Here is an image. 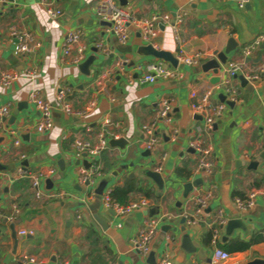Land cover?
Instances as JSON below:
<instances>
[{
	"label": "crops",
	"instance_id": "obj_1",
	"mask_svg": "<svg viewBox=\"0 0 264 264\" xmlns=\"http://www.w3.org/2000/svg\"><path fill=\"white\" fill-rule=\"evenodd\" d=\"M113 1L137 18L184 9L186 15L177 28L181 48L186 56L200 52L202 57L197 64L179 67L177 78L143 82L137 66L156 58L140 50L145 44L140 33L131 29L128 41L120 44L92 5L82 0L0 3V68L21 74L9 85L0 84V106L9 105L0 128V264H156L161 257L171 264H245L264 259V0H249L243 8L237 7L236 0ZM48 6L61 13L50 17ZM159 28L151 40L154 47L176 54L180 45L174 31L169 25ZM74 29L83 32L80 44L86 47V58L94 56L88 74L70 63V56H62L64 35ZM12 30L31 32L40 48L25 56L14 53ZM230 39L234 49L225 53L226 63L238 64L243 76L258 75V80H248L251 91L228 77L216 57L225 52ZM99 42L102 48L92 50ZM251 45L245 54L244 48ZM119 59L128 60L122 70L115 64ZM211 59L219 62L216 73L203 70ZM28 70L36 74L28 75ZM226 80L238 90L234 105L216 120V127L205 128L202 116L190 105L206 91H210L209 103H220V94L228 96ZM61 86L69 87L66 100L74 110L92 99L95 106L78 116L64 113L55 102ZM32 90L54 107L53 127L45 133L33 129L39 113L27 100ZM192 90L197 93L194 99ZM162 97L171 101L170 126L157 123L158 143L148 150L142 125L153 121L156 101ZM105 118L114 124L108 130L124 142L110 145L114 138L108 135L107 146L96 157L76 151L75 139L98 142ZM87 125L93 130L86 131ZM195 142L209 149L210 172L193 171L200 155L192 147ZM87 163L96 167L88 184L80 180V169ZM147 171L160 173L161 190ZM31 175L39 176L38 197ZM47 179L52 181L50 187ZM197 179L200 182L185 197L184 184ZM132 184L153 190L155 197L149 199L147 210L149 216L162 219L151 244L153 262L149 254L141 255L130 244L143 218L137 213L119 215L103 204L106 191ZM254 190L258 193L253 205L240 208L237 200H247ZM206 194L201 220L193 225L182 222L195 210V197ZM235 218L241 219L244 229L234 228L226 236L225 223ZM215 246L230 257L213 260Z\"/></svg>",
	"mask_w": 264,
	"mask_h": 264
},
{
	"label": "built area",
	"instance_id": "obj_2",
	"mask_svg": "<svg viewBox=\"0 0 264 264\" xmlns=\"http://www.w3.org/2000/svg\"><path fill=\"white\" fill-rule=\"evenodd\" d=\"M188 3H192L195 0H187ZM249 0H236L237 7L243 8ZM6 0H0V3H5ZM86 5H92L102 22L110 23V26L106 27V31L117 37L120 44L125 45L130 37V30L135 29L140 33L141 38L145 44H151L153 47V40L158 32L160 31V25H169L175 33L176 42L180 45L178 52L175 55L178 64L190 66L198 63V60L202 57V53L196 52L193 55L186 56L181 48V39L177 34L178 25L184 19L186 11L181 9L176 11L174 14L169 12L159 13L153 12L146 17L137 18L130 11L117 7L113 0H82ZM47 14L55 18L61 11L59 9H54L50 6L46 8ZM11 36L15 40L14 43V53L19 55H29L31 53H36L40 48L41 44L36 39L34 34L29 31L17 32L15 30L11 31ZM83 32L80 29L70 30L65 33L62 41V56L69 58L70 63L79 66L86 59V47L81 45ZM260 39H256L254 44H258ZM253 44V45H254ZM251 46L244 48V53L248 54L250 52ZM96 49H101L102 44L99 42L95 45ZM155 48V47H154ZM128 60L119 59L115 64L117 69L122 70L123 65L126 64ZM144 65H138L137 69L141 72L140 79L143 82L154 83L157 80L164 79H174L180 76L179 67H173L168 62L161 59H156L151 62L143 63ZM240 66L235 63H228L227 74L228 77L238 75ZM36 72L34 70H28V75L34 76ZM21 76L19 72L16 71H6L0 68V84L9 85ZM247 80L256 81L258 80V75L246 74L244 76ZM225 86L228 96L226 100L218 104L212 105L209 103L210 91H206L201 95V97L192 102L190 107L192 111L196 114L202 116L203 127L211 128L216 123V120L226 112L228 104L226 101L234 102L238 90L230 85L229 81H225ZM69 87L61 86L56 90L55 102L61 107L64 113L68 115H81L89 110H91L95 104V100H90L81 110H74L70 103L66 100V96L69 92ZM104 93H108L105 88L101 89ZM196 91H190V97L196 98ZM28 102L32 103L35 109L39 113V120L33 126V129L38 133H45L53 127L52 120V110L53 104L47 100H44L37 90H32L27 95ZM156 111L153 121L150 124H143L142 130L145 133L146 140L144 142V147L148 150L152 149L158 143V136L156 134L157 123L163 122L165 125L170 126L169 114L171 113L172 105L168 98L162 97L156 101ZM9 114V105L0 106V128L3 125L6 117ZM114 125L108 118L103 120V127L97 132L98 142L92 144L90 141L85 139H75L72 143L73 148L78 152L85 153L88 157H96L101 150L107 146V139L112 137L117 139L118 136L111 133L108 128ZM173 129V128H172ZM92 127L86 126V131H92ZM198 130H201L199 127ZM18 144V140L15 141ZM192 147L200 152V155L194 163L193 171L199 173L201 171L210 172L213 168V162L209 159V149H201L199 143L195 142ZM90 170L88 168L81 167L80 169V180L86 182L91 179L92 175L96 171V167L90 164ZM161 167L158 166L156 171H160ZM18 174H23L22 169H18ZM31 187L34 190L35 195L38 197L40 195L39 190V176L31 175ZM110 190L103 194V204L106 208L112 209L115 213L119 215H127L130 213H140L147 210L150 205V200L145 197H140L136 200H132L126 205L119 204L110 197ZM258 192L252 191L248 195L247 200H237V204L240 208L251 207L254 202V198ZM264 193V192H263ZM209 194L196 196L195 210L192 213L184 215L186 223L188 225H193L201 220V214L207 207ZM18 209L14 207V212L16 213ZM143 220L137 229L136 235L131 239V247L135 251L139 252L143 256H147L151 251L152 241L157 233L158 226L161 218L152 217L145 215L142 217ZM224 223V220H221ZM24 233V231H21ZM212 233V243H215L217 231L215 228L211 229ZM230 257V253L223 249L221 246H215L213 251V260H226ZM31 261H34L32 258ZM59 264H69L64 261ZM156 264H171L170 259L167 257H161Z\"/></svg>",
	"mask_w": 264,
	"mask_h": 264
},
{
	"label": "water",
	"instance_id": "obj_3",
	"mask_svg": "<svg viewBox=\"0 0 264 264\" xmlns=\"http://www.w3.org/2000/svg\"><path fill=\"white\" fill-rule=\"evenodd\" d=\"M102 24H104L106 26H110V23H107V22H102ZM232 49H234V47L232 46V39H230L229 44H228L225 52L218 53L216 56L217 59L220 61V63H222L224 65L225 68L228 67V63H226L225 53L229 52ZM92 50L96 51L97 49L94 47ZM140 50L144 51L145 54L151 55L152 57H154L156 59H161L163 61L168 62L173 67H181L182 66V64H178V61H177V59L173 53L166 51V50H162V49H156L151 44L141 45ZM93 60H94L93 55L88 56L79 65L80 70L83 71L85 74H88V67L92 63ZM219 67H220L219 62H217L215 59H211L205 63V65L203 66V70L207 71L209 69H212L213 72L216 73V72H218ZM231 79H238L241 82V85L246 87V89L248 91H251L253 88V85L250 82H248V80L241 74L234 75L231 77ZM213 81L218 82L219 79L217 77H214ZM219 98H220L221 102L226 100L225 99L226 96L224 94H220ZM226 103L231 108L234 105V102H231V101H226ZM213 127H216V124H214ZM122 142H124L123 139H111L109 143H110V145H117L118 146V145H121ZM88 167H90V164L87 163L86 168H88ZM147 175L153 179V181L156 183L158 189L161 190L162 186H163V180H162L160 173H158L156 171H147ZM199 182H200V179H197V180H194L192 182H187L186 184H184V196L186 197L187 194L191 191L192 187L197 186ZM46 183H47V186L50 187L52 184L51 179H47ZM86 184H88V181L86 182ZM137 215L139 217H143L145 215H150V213L148 212V210H144L140 213H137ZM184 220L185 219L183 218L182 222H184ZM164 227L168 228L167 225H165ZM237 227L244 229V225L242 224L241 219H238V218L229 219L225 223V233H226L225 235L226 236L230 235L232 230L234 228H237ZM149 258L152 260V262L154 261V252L153 251H150ZM245 264H264V259L255 258V259H252V260L246 262Z\"/></svg>",
	"mask_w": 264,
	"mask_h": 264
},
{
	"label": "trees",
	"instance_id": "obj_4",
	"mask_svg": "<svg viewBox=\"0 0 264 264\" xmlns=\"http://www.w3.org/2000/svg\"><path fill=\"white\" fill-rule=\"evenodd\" d=\"M183 170V169H182ZM181 168L178 169L177 173L181 174L182 172ZM190 174V172H186V175ZM139 192L142 194V197L152 199L155 197V194L152 189L148 187H137L136 185L132 184L130 186L121 188V187H115L111 192H110V197L118 202L119 204L126 205L130 201L134 200L133 196ZM210 234L208 233L209 241H210Z\"/></svg>",
	"mask_w": 264,
	"mask_h": 264
}]
</instances>
